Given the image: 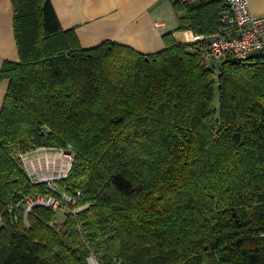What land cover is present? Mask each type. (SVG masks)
Segmentation results:
<instances>
[{"label":"trees","instance_id":"16d2710c","mask_svg":"<svg viewBox=\"0 0 264 264\" xmlns=\"http://www.w3.org/2000/svg\"><path fill=\"white\" fill-rule=\"evenodd\" d=\"M13 3L0 264H264V59L211 56L227 1L174 0L178 30L206 39L170 31L153 53L84 47L51 0ZM39 147L75 152L56 190L21 158ZM36 195L63 201L34 207L27 225Z\"/></svg>","mask_w":264,"mask_h":264},{"label":"crops","instance_id":"0c3cea01","mask_svg":"<svg viewBox=\"0 0 264 264\" xmlns=\"http://www.w3.org/2000/svg\"><path fill=\"white\" fill-rule=\"evenodd\" d=\"M62 26L74 29L84 47L105 40L130 45L144 53L166 47L164 34L170 31L181 42H190L193 31L178 30L174 0H51ZM255 15L264 14V0H249ZM13 0H0V112L8 80L2 78L7 60L18 61L14 30Z\"/></svg>","mask_w":264,"mask_h":264},{"label":"built area","instance_id":"2783aa9c","mask_svg":"<svg viewBox=\"0 0 264 264\" xmlns=\"http://www.w3.org/2000/svg\"><path fill=\"white\" fill-rule=\"evenodd\" d=\"M231 13L225 15L223 19L224 27L212 35V41L209 44L211 56L223 58L229 54L238 59L261 58L264 59V14L255 15L251 8L249 0H226ZM206 39L203 35L192 33L190 42H196ZM52 152L57 154L58 172L53 175L42 174V170L34 163L25 164V158L28 160L40 152ZM25 168L34 183H47L49 187L56 190V183L68 177L74 160L75 152L58 147H39L31 152L21 155ZM61 161V162H60ZM64 199L71 202L73 199L64 195ZM62 198L54 196H28L26 198V215L34 207L43 206L53 209H59ZM78 209L74 210V212ZM93 263V262H92ZM94 264V263H93ZM97 264V263H96Z\"/></svg>","mask_w":264,"mask_h":264},{"label":"rangeland","instance_id":"374dc122","mask_svg":"<svg viewBox=\"0 0 264 264\" xmlns=\"http://www.w3.org/2000/svg\"><path fill=\"white\" fill-rule=\"evenodd\" d=\"M57 154H52V152H47V151H44V152H40L39 154L33 156L32 158H29L28 160H26L25 158V164H27L28 162L29 163H34L35 165H37L41 170H42V174L45 176L46 174H50V175H53L54 173L58 172V163L57 162ZM61 162V161H60ZM65 211L66 209H63L61 208L60 210H58V213H59V218L60 219H63L64 216H65ZM28 215H26V223L27 225L28 224ZM0 224H1V217H0ZM94 258H92V262L94 264L97 263V261H93Z\"/></svg>","mask_w":264,"mask_h":264},{"label":"bare ground","instance_id":"6f19581e","mask_svg":"<svg viewBox=\"0 0 264 264\" xmlns=\"http://www.w3.org/2000/svg\"><path fill=\"white\" fill-rule=\"evenodd\" d=\"M93 261H95V259Z\"/></svg>","mask_w":264,"mask_h":264},{"label":"water","instance_id":"95a60500","mask_svg":"<svg viewBox=\"0 0 264 264\" xmlns=\"http://www.w3.org/2000/svg\"><path fill=\"white\" fill-rule=\"evenodd\" d=\"M93 264V263H92Z\"/></svg>","mask_w":264,"mask_h":264}]
</instances>
